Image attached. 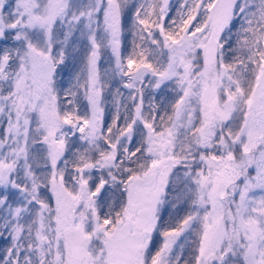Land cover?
Segmentation results:
<instances>
[{
	"label": "snow or ice",
	"instance_id": "1",
	"mask_svg": "<svg viewBox=\"0 0 264 264\" xmlns=\"http://www.w3.org/2000/svg\"><path fill=\"white\" fill-rule=\"evenodd\" d=\"M0 264H264V0H0Z\"/></svg>",
	"mask_w": 264,
	"mask_h": 264
}]
</instances>
